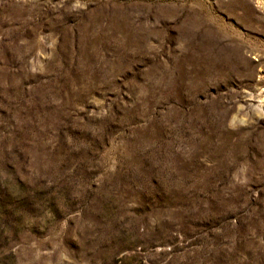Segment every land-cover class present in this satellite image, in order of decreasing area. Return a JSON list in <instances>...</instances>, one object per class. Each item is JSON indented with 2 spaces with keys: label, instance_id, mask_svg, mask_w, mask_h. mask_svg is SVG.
<instances>
[{
  "label": "rangeland",
  "instance_id": "374dc122",
  "mask_svg": "<svg viewBox=\"0 0 264 264\" xmlns=\"http://www.w3.org/2000/svg\"><path fill=\"white\" fill-rule=\"evenodd\" d=\"M0 264H264V0H0Z\"/></svg>",
  "mask_w": 264,
  "mask_h": 264
}]
</instances>
